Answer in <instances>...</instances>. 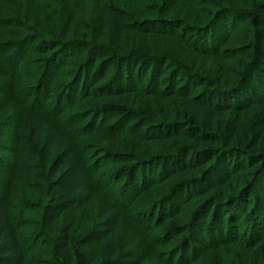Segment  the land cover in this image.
I'll use <instances>...</instances> for the list:
<instances>
[{
  "label": "trees",
  "instance_id": "16d2710c",
  "mask_svg": "<svg viewBox=\"0 0 264 264\" xmlns=\"http://www.w3.org/2000/svg\"><path fill=\"white\" fill-rule=\"evenodd\" d=\"M20 1L9 19L0 14L6 57L0 69L5 78L12 71L19 74L14 77L25 73L29 85L15 91L11 80L1 95L33 99L29 115L42 116L44 127L68 141L56 167L45 163L43 214V225L58 237L56 247L68 264H144L157 247L164 249L159 264L201 259L224 264V252L234 242L248 261L264 264V0L249 13L238 9L241 0H218L216 13L207 15L195 11L193 0H176L190 7L183 11L197 23L184 24L192 35L180 32L177 18L152 15L132 26L130 54L122 50L128 25L112 13L109 46L86 39H20L25 25L18 18L33 12L40 0ZM54 1L60 18L72 23L73 0ZM104 1L76 0L83 7L91 3L98 34L110 13ZM229 64L235 68L228 70ZM209 67L215 75L211 81L185 74L189 69L206 73ZM176 108L180 118L174 117ZM10 122L1 125L0 133L6 132L0 139L4 134L17 139L18 126L11 129ZM124 137L129 152H119ZM5 142L0 167L8 176L22 149L2 148ZM31 151L43 160L38 148ZM252 173L255 179L241 195L225 197L223 190ZM0 178L1 210L8 179ZM99 188L109 193L98 194ZM143 197L158 201L129 215ZM92 210L96 225L86 239L77 240L74 227L90 220ZM8 219L0 222V264H24L29 245L10 232ZM119 226L125 235L122 250L111 243ZM88 238L100 247L98 254L83 252ZM78 244L81 250L75 251Z\"/></svg>",
  "mask_w": 264,
  "mask_h": 264
},
{
  "label": "rangeland",
  "instance_id": "374dc122",
  "mask_svg": "<svg viewBox=\"0 0 264 264\" xmlns=\"http://www.w3.org/2000/svg\"><path fill=\"white\" fill-rule=\"evenodd\" d=\"M263 0H241L240 8L242 12L249 13L256 7L257 3ZM0 11L1 19H9L11 15L15 14V11L19 10L21 5L20 0H2ZM196 5L193 8L196 12H204V14L216 13L217 5L220 3L218 0H193ZM75 3V15L74 21L72 23H67L65 20L61 19L60 15V5L54 0H40V3L37 4L36 9L33 12L23 13L21 21L25 25L23 32L24 34L19 37L20 39L24 38H33L38 40L40 36L43 38L42 41L46 40H59L64 43L67 42H80L81 40L86 39L88 44H93L95 46H103L107 44L109 46V26H110V15L111 13L115 16H120L122 21L128 25L127 32L124 34L125 38L123 41L122 50L125 54L133 53L135 50L134 38L132 36V26L135 24L136 20L144 21L147 19L154 18V15L157 19L166 18V16H172L177 18L178 25L180 26V32H187L188 35H192V29L185 26L184 24L190 23L189 26H197L195 21H188L184 16H186L187 11L183 9L190 8L187 3H180L176 0H143L139 2L138 5L127 6L130 4V0H106L102 4L110 13L107 15V23L105 28L101 31L100 34L96 33L97 28L93 24L91 3L86 7L78 4L76 0H73ZM125 5V6H124ZM124 6V7H123ZM171 9V13H168ZM131 26V27H130ZM130 27V28H129ZM49 34V35H48ZM31 35V36H29ZM38 42H41V41ZM2 37L0 36V43H3ZM85 44V43H84ZM158 52H164L162 49H157ZM36 61L35 51L30 52ZM88 51L81 55L82 57L88 56ZM156 53V52H154ZM39 57V56H38ZM13 60H8L7 66L12 65ZM83 61H78L80 63ZM2 67L6 63V57L2 48H0V64ZM41 63H37V67ZM6 66V65H5ZM235 66L233 64L228 65V70L233 69ZM8 74V72H6ZM185 74L195 78H206V81H211L215 75L214 70L209 67L206 71H194L190 69L185 70ZM232 74V73H230ZM9 77L5 78L4 72L0 69V127L1 125L11 120V129H15L18 126V136L17 139L12 138L8 134H4L5 138L0 139L1 142L7 141L3 144L2 148H18L22 149L20 157L22 159L14 162L15 171H12L8 174L4 172V169L0 167V174L4 176L6 181L5 189V202L4 207L0 210V222L6 221L5 218L9 217L11 221L12 234H16L22 238L26 245H29V253L25 259L24 264H68V259L64 253H61L56 247L58 242V237L55 234H52L48 229L43 225V214L46 209L47 199L45 198V183L44 178L46 177V172L44 171L45 163L50 162L49 165L56 167L60 159L61 152L64 151V148H68V141L61 133L57 132L54 128L44 127V119L40 115H29V104L33 105V99L26 98H16L9 95L10 98L6 97V92L4 95H1L3 88L11 87L15 89H25L29 84L25 82V73H22L23 76L14 77L19 74H15L13 71L8 74ZM5 83H8L4 86ZM208 86V84H207ZM10 94V91L8 92ZM7 100V101H6ZM25 100V102H23ZM87 105L86 103L84 104ZM174 110V117L180 118L177 115V112L180 110L176 108ZM163 118H166L165 112L163 113ZM174 118V119H177ZM7 123L6 128L10 125ZM5 131V130H4ZM1 132L0 134L4 133ZM6 132V131H5ZM32 133V134H31ZM33 135V138H31ZM34 139V140H33ZM123 139H121L122 142ZM125 140V141H124ZM124 143H118L119 152H129L126 149V141L129 140V137H124ZM17 141V142H16ZM70 144L71 141L69 140ZM17 143V144H16ZM36 144V146H35ZM32 148H38L42 152L41 156L43 160H37L36 156L31 153ZM36 151V150H34ZM2 154L0 153V158ZM40 170H37V169ZM44 172H43V171ZM62 170V169H61ZM7 176V177H6ZM20 176V177H19ZM52 177H50L49 181ZM255 179V174H246L241 175L237 178L234 185H230L222 192L225 197H231L232 195H241V193L246 190V185ZM1 180V178H0ZM46 180V179H45ZM48 181V180H46ZM98 194L106 195L109 193L108 190H102L101 188L97 189ZM157 196V195H156ZM23 201L25 204H22ZM158 200L150 197H143L135 207L132 209V212L128 213L129 215H136L147 208L151 207ZM96 215L92 210L89 219L86 221H81L76 224L74 227V236L77 240L86 239L88 234L93 230L96 225ZM9 234V233H8ZM157 233L151 232L150 236H156ZM264 240V237L262 238ZM125 235L122 231L121 226L116 229L115 235L111 238V243L116 244L119 250H122L124 247ZM89 242L87 246L82 249L83 252H89L92 254H98L100 252V247L96 243H92L91 238L87 239ZM80 242V241H79ZM262 252H264V244L260 246ZM81 250L80 245H77L75 251ZM162 247H157L153 249L151 257L144 264H159V251L163 252ZM247 252L243 251L239 244L230 243L228 248L224 252V264H254L253 261H248L246 259ZM196 264H213L212 261L208 259H201L200 262Z\"/></svg>",
  "mask_w": 264,
  "mask_h": 264
}]
</instances>
